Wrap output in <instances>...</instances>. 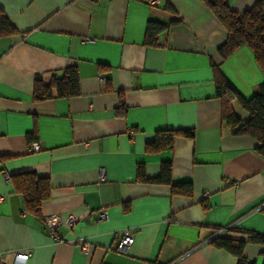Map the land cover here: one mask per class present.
Masks as SVG:
<instances>
[{
	"label": "crops",
	"instance_id": "obj_1",
	"mask_svg": "<svg viewBox=\"0 0 264 264\" xmlns=\"http://www.w3.org/2000/svg\"><path fill=\"white\" fill-rule=\"evenodd\" d=\"M224 1L243 13L258 0ZM0 9L17 31L0 37V264H235L208 244L211 234L232 227L264 234V210H256L264 202V158L253 139L233 136L222 122L213 67L244 99L262 75L246 46L219 59L226 34L202 0H158L155 7L146 0H0ZM175 18L180 23L154 47L144 45L149 22L167 26ZM70 67L79 77L77 96L33 102L36 77L48 85ZM231 108L247 120L236 102ZM166 130H191L193 138L145 152ZM32 131L38 153L27 151ZM163 162L171 163L173 182H191L190 198L139 182L137 167L153 179ZM21 172L49 181L42 218H78L72 229L57 227L58 240L3 180ZM101 210L105 221L96 220ZM127 229L133 244L121 254L116 235ZM261 251L246 245L243 254L263 264Z\"/></svg>",
	"mask_w": 264,
	"mask_h": 264
},
{
	"label": "trees",
	"instance_id": "obj_2",
	"mask_svg": "<svg viewBox=\"0 0 264 264\" xmlns=\"http://www.w3.org/2000/svg\"><path fill=\"white\" fill-rule=\"evenodd\" d=\"M211 15L223 27L226 38L225 42L217 49V55L221 61H226L236 50L246 46L253 55L257 64L262 81L256 92L249 98H242L236 89L219 73L216 67L214 72V98L221 103V120L231 130L233 136L249 137L256 142L255 152L264 158V0L256 1L250 9L243 13H236L229 9L224 0H202ZM167 12L176 16L173 9L166 8ZM180 21L175 18L169 25L149 22L144 33V45L154 47L159 34L171 25H177ZM16 29L0 9V37H9L16 34ZM99 68H104L99 65ZM79 94V77L77 69L70 67L65 69L61 76L52 74L48 85H44L39 77L33 84V102H44L53 98L70 99ZM236 102L248 115L242 122L233 112L231 103ZM125 106L119 103L116 108L118 115H124ZM176 137L186 139L193 138L191 130H166L157 132L152 142L145 145V152L154 153L163 150H171ZM27 142L36 141L34 131L26 134ZM136 176L139 182L168 186L170 193L175 196L190 198L192 196V184L190 181L173 182L172 165L163 162L159 167L157 177L147 179L141 166L137 167ZM10 183L17 194L23 199L25 213L42 220L41 206L50 198V184L48 179L41 178L32 172H21L9 175ZM206 208L205 204H202ZM215 230L208 244L217 250L226 252L235 258V264H254L244 256L246 245L263 247L261 255L264 256V234L236 230L234 227L223 233ZM228 233H237L244 239L236 240L227 236ZM264 264V262H263Z\"/></svg>",
	"mask_w": 264,
	"mask_h": 264
},
{
	"label": "built area",
	"instance_id": "obj_3",
	"mask_svg": "<svg viewBox=\"0 0 264 264\" xmlns=\"http://www.w3.org/2000/svg\"><path fill=\"white\" fill-rule=\"evenodd\" d=\"M92 2H96L97 0H91ZM146 3L152 7H155L158 4V0H146ZM102 80V79H100ZM27 151L29 153H38L41 151V147L38 143L32 142L29 144ZM100 180L103 181L105 178V173L103 170L100 171L99 174ZM3 180L6 183H10L9 175L3 174ZM257 211L264 210V202L259 204L256 208ZM107 212L105 210H101L98 212L97 221H105L107 220ZM78 221V218L75 215L68 214V215H52L42 219L43 227L45 231L53 237L55 240H58L55 232L57 227L65 226L67 229H72ZM223 230H219L218 233H223ZM117 242H116V251L121 254H126L128 252L129 247L133 244V234L132 231L127 229L122 231L121 233L116 235ZM89 250V244L86 242L81 243V252L87 253ZM15 256L20 259H27L28 254L25 252H16ZM1 264L3 262L1 261Z\"/></svg>",
	"mask_w": 264,
	"mask_h": 264
}]
</instances>
